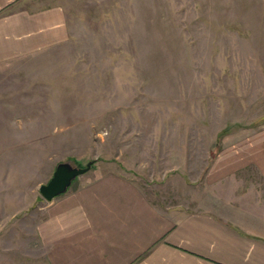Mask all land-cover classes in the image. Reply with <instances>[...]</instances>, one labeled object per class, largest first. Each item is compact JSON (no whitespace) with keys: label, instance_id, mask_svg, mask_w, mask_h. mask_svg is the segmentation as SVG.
I'll return each mask as SVG.
<instances>
[{"label":"rangeland","instance_id":"obj_1","mask_svg":"<svg viewBox=\"0 0 264 264\" xmlns=\"http://www.w3.org/2000/svg\"><path fill=\"white\" fill-rule=\"evenodd\" d=\"M28 5L60 7L68 36L0 66V264H47L38 187L62 161H93L164 207L222 206L229 187L254 197L250 170L208 175L264 126V0Z\"/></svg>","mask_w":264,"mask_h":264},{"label":"crops","instance_id":"obj_2","mask_svg":"<svg viewBox=\"0 0 264 264\" xmlns=\"http://www.w3.org/2000/svg\"><path fill=\"white\" fill-rule=\"evenodd\" d=\"M0 0V66L37 54L67 36L60 7ZM264 55V54H262ZM208 178L237 182L256 173L252 195L219 205L161 206L132 179L95 169L45 205L36 237L47 264H264V126L221 152ZM229 182V181H228Z\"/></svg>","mask_w":264,"mask_h":264},{"label":"water","instance_id":"obj_3","mask_svg":"<svg viewBox=\"0 0 264 264\" xmlns=\"http://www.w3.org/2000/svg\"><path fill=\"white\" fill-rule=\"evenodd\" d=\"M93 165V161H89L85 166L75 165L73 160L59 162L47 183L39 185L40 195L47 201L65 193L72 183L84 173L88 172Z\"/></svg>","mask_w":264,"mask_h":264}]
</instances>
